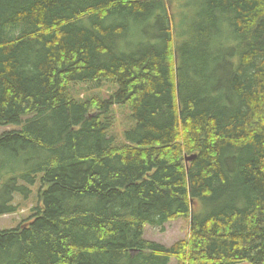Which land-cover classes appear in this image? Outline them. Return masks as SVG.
<instances>
[{
  "label": "trees",
  "instance_id": "16d2710c",
  "mask_svg": "<svg viewBox=\"0 0 264 264\" xmlns=\"http://www.w3.org/2000/svg\"><path fill=\"white\" fill-rule=\"evenodd\" d=\"M0 17V215L39 201L0 229V264H264V0H0ZM102 82L109 98L72 95ZM182 218L171 247L144 238Z\"/></svg>",
  "mask_w": 264,
  "mask_h": 264
},
{
  "label": "rangeland",
  "instance_id": "374dc122",
  "mask_svg": "<svg viewBox=\"0 0 264 264\" xmlns=\"http://www.w3.org/2000/svg\"><path fill=\"white\" fill-rule=\"evenodd\" d=\"M116 91V87L108 82H102L101 86H95L92 83H81L75 86H72L71 92L74 97L79 99L80 97H84L89 99L94 95H101L104 98H109L110 94ZM130 109L126 106L115 108V117H116V124L111 130V133L115 134L117 137L122 136L124 131L129 128V116ZM7 130L6 127L0 126V135ZM36 185L34 187V194L29 202H25L22 208L13 215H5L0 216V229H13L18 227L19 225L26 224V220L32 217V207L33 205H39L38 201V194H37ZM21 198H18L20 201ZM204 209H198L197 213H204ZM190 232V221L188 219H177L172 220L171 222L167 223L164 227V231L153 226L146 225L144 227V238L161 243L167 247H171L175 243L180 240H184ZM171 264H175L173 261Z\"/></svg>",
  "mask_w": 264,
  "mask_h": 264
},
{
  "label": "bare ground",
  "instance_id": "6f19581e",
  "mask_svg": "<svg viewBox=\"0 0 264 264\" xmlns=\"http://www.w3.org/2000/svg\"><path fill=\"white\" fill-rule=\"evenodd\" d=\"M81 4V3H80ZM16 9V8H15ZM2 12V11H1ZM3 12H4V10H3ZM71 15V14H70ZM120 15V14H119ZM2 16V15H1ZM11 16V15H10ZM130 16V15H129ZM138 16V15H137ZM70 17V16H69ZM143 17V16H142ZM1 18V17H0ZM45 24V23H44ZM141 24V23H140ZM13 25V24H12ZM77 28V27H76ZM81 31V30H80ZM10 32V31H9ZM50 39V38H49ZM27 46V45H26ZM26 48V47H25ZM8 49V48H7ZM22 50V49H21ZM148 50V49H147ZM23 51V50H22ZM24 52V51H23ZM157 52V51H156ZM123 55V54H122ZM157 55V54H156ZM227 55V54H226ZM17 57V56H16ZM230 57V56H229ZM28 58H29V56H28ZM38 58V57H37ZM40 59V58H39ZM20 61V60H19ZM26 61V60H25ZM20 63V62H19ZM202 63V62H201ZM105 66V65H104ZM116 68V67H115ZM97 70V69H96ZM23 74V73H22ZM25 75V74H24ZM39 75V74H38ZM46 75V74H45ZM181 75V74H180ZM30 77V76H29ZM216 81V80H215ZM171 87V86H170ZM191 89V88H190ZM9 91V90H8ZM214 92V91H213ZM124 97V96H123ZM205 99V98H204ZM202 101V100H201ZM146 104V103H145ZM178 107V106H177ZM63 108V107H62ZM7 113V112H6ZM140 115V114H139ZM150 116V115H149ZM39 117V116H38ZM18 120V119H17ZM29 122V121H28ZM40 130V129H39ZM47 132V131H46ZM44 133V132H43ZM42 135V134H41ZM20 144V143H19ZM27 145V144H26ZM31 146V145H30ZM13 147V146H12ZM25 149V148H24ZM5 150V149H4ZM6 150H8V149H6ZM37 151V150H36ZM78 152V151H77ZM60 153V152H59ZM61 155V154H60ZM16 156V155H15ZM69 157V156H68ZM32 158V157H31ZM13 159V158H12ZM231 160V159H230ZM68 170V169H67ZM54 171H56V169L54 170ZM69 171V170H68ZM55 174V173H54ZM51 176V175H50ZM80 176V175H79ZM62 179V178H61ZM11 181V180H10ZM50 181V180H49ZM78 183V182H77ZM79 187V186H78ZM15 188V187H14ZM76 188V187H75ZM74 188V189H75ZM103 192V191H102ZM8 193V192H7ZM31 193V192H30ZM59 193V192H58ZM23 195V194H22ZM68 196V195H67ZM102 197V196H101ZM117 197V196H116ZM127 197V196H126ZM195 197V196H194ZM197 197V196H196ZM64 198V197H63ZM66 198V197H65ZM132 198V197H131ZM95 199V198H94ZM133 200V199H132ZM76 201V200H75ZM116 201H118V200H116ZM79 202V201H78ZM115 204V203H114ZM100 207V206H99ZM122 207V206H121ZM57 208V207H56ZM60 208V207H59ZM98 208V207H97ZM116 208V207H115ZM134 208V207H133ZM2 209V208H1ZM95 209V208H94ZM124 209V208H123ZM9 210V209H8ZM100 210V209H99ZM1 211V210H0ZM103 211V210H102ZM136 211V210H135ZM138 211V210H137ZM86 212V211H85ZM84 212V213H85ZM99 213V212H98ZM103 213V212H102ZM3 215H6V214H3ZM3 215H0V216H3ZM116 215V214H115ZM142 216V215H141ZM58 217V216H57ZM144 218V217H143ZM163 223V222H162ZM159 224V223H158ZM57 225V224H56ZM35 227V226H34ZM128 227V226H127ZM138 227V226H137ZM136 227V228H137ZM36 228V227H35ZM42 229V228H41ZM59 229V228H58ZM51 230V229H50ZM49 231V230H48ZM128 232V231H127ZM136 232V231H135ZM131 236V235H130ZM12 237V236H11ZM129 239V238H128ZM17 240H18V238H17ZM16 241V240H15ZM14 241V242H15ZM8 243V242H7ZM13 244V243H12ZM7 245V244H6ZM10 245V244H9ZM19 245V244H18ZM2 248V247H1ZM151 248V247H150ZM3 254V253H2ZM10 255V254H9ZM128 255V254H127ZM5 256H7V255H5ZM11 256V255H10ZM9 256V257H10ZM40 256V255H39ZM7 259V258H6ZM13 259V258H12ZM16 259V258H15ZM139 260V259H138ZM148 260V259H147ZM2 262V261H1ZM15 262V261H14ZM13 262V263H14ZM9 264V263H8Z\"/></svg>",
  "mask_w": 264,
  "mask_h": 264
},
{
  "label": "water",
  "instance_id": "95a60500",
  "mask_svg": "<svg viewBox=\"0 0 264 264\" xmlns=\"http://www.w3.org/2000/svg\"><path fill=\"white\" fill-rule=\"evenodd\" d=\"M197 156H191V157H187L186 158V161L187 162H190V161H192L193 159H195ZM246 264H248V263H246Z\"/></svg>",
  "mask_w": 264,
  "mask_h": 264
}]
</instances>
